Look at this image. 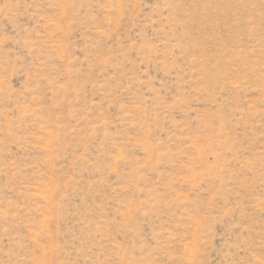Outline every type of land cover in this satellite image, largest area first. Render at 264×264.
I'll use <instances>...</instances> for the list:
<instances>
[{"label": "rangeland", "instance_id": "obj_1", "mask_svg": "<svg viewBox=\"0 0 264 264\" xmlns=\"http://www.w3.org/2000/svg\"><path fill=\"white\" fill-rule=\"evenodd\" d=\"M0 264H264V0H0Z\"/></svg>", "mask_w": 264, "mask_h": 264}]
</instances>
